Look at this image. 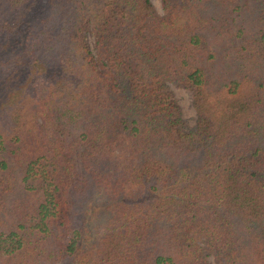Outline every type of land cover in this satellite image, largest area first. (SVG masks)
<instances>
[{
  "label": "trees",
  "instance_id": "1",
  "mask_svg": "<svg viewBox=\"0 0 264 264\" xmlns=\"http://www.w3.org/2000/svg\"><path fill=\"white\" fill-rule=\"evenodd\" d=\"M162 4L0 0V264H264V0Z\"/></svg>",
  "mask_w": 264,
  "mask_h": 264
},
{
  "label": "rangeland",
  "instance_id": "2",
  "mask_svg": "<svg viewBox=\"0 0 264 264\" xmlns=\"http://www.w3.org/2000/svg\"><path fill=\"white\" fill-rule=\"evenodd\" d=\"M151 2L153 3L158 14L163 15L164 10H163L162 0H151ZM170 88L173 91L175 98L181 107L183 117L187 121V128L189 130L195 128L197 121V114L193 104L192 92L188 89L178 87L175 84H171ZM209 261L211 262V264H218L212 257L209 258Z\"/></svg>",
  "mask_w": 264,
  "mask_h": 264
}]
</instances>
